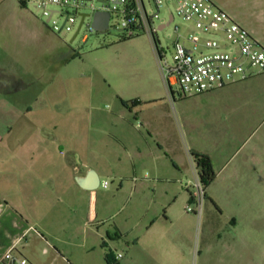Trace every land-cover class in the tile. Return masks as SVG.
Instances as JSON below:
<instances>
[{
  "label": "crops",
  "instance_id": "obj_1",
  "mask_svg": "<svg viewBox=\"0 0 264 264\" xmlns=\"http://www.w3.org/2000/svg\"><path fill=\"white\" fill-rule=\"evenodd\" d=\"M23 1L0 45V98L41 102L0 116V259L16 245L15 253L32 264H188L197 233L195 215L185 210L193 202L185 185L193 176L190 154L210 158L216 176L207 196L216 206L217 186L230 179L233 188L252 177L254 158L240 159L241 147L207 133L189 132L184 141L170 110L142 107L157 98L112 114V125L86 123L70 81L45 92L52 79L42 75L75 55ZM211 1L263 45L226 3ZM257 164V178L264 179V159ZM104 176L117 185L104 187ZM100 187L110 190L99 200Z\"/></svg>",
  "mask_w": 264,
  "mask_h": 264
},
{
  "label": "rangeland",
  "instance_id": "obj_2",
  "mask_svg": "<svg viewBox=\"0 0 264 264\" xmlns=\"http://www.w3.org/2000/svg\"><path fill=\"white\" fill-rule=\"evenodd\" d=\"M216 1L226 3L229 11L256 30L264 45V0ZM90 5L88 1L78 10L67 9L69 12L93 13ZM95 5L98 6V3L95 2ZM16 9H19L18 0H0V45L8 40L7 33L12 23L10 16ZM28 11L39 18L42 25L56 35L59 43L75 55L70 63L65 62L56 70L42 75L44 80L52 79L45 92L61 91L63 84L70 81L72 90L80 94L81 117L86 123L92 121L97 126L112 125V114L125 107L133 108L139 100L157 98L154 103H146L142 107L170 110L175 116L181 138L184 133V141L189 142V132L207 133L210 140H224L236 148L241 147L240 159L247 155L254 158V162L250 160L248 163L252 177L242 181L241 185L235 182L237 187L228 188L230 179L217 186L219 206L207 199L200 219L188 212L195 215L197 228L194 252L188 264H264V179L257 178V161L264 159V73L187 97L181 94L178 85H173V103L162 80L155 49L147 35L125 38L112 29L90 32L85 23L71 42L75 32L59 35L46 22L42 10L29 4ZM55 18L62 22L61 17ZM166 21L167 12H163L157 23ZM177 25L182 29L185 26L178 16L170 25L158 31L161 47L170 59ZM85 37L88 39L85 40ZM33 89L39 90V86ZM40 102V98L37 100L24 95L13 99L0 98V116L26 103L34 107ZM135 122L140 126L139 121ZM106 179L110 189L117 185L116 179L104 176L103 180ZM110 189L100 187L99 200Z\"/></svg>",
  "mask_w": 264,
  "mask_h": 264
},
{
  "label": "built area",
  "instance_id": "obj_3",
  "mask_svg": "<svg viewBox=\"0 0 264 264\" xmlns=\"http://www.w3.org/2000/svg\"><path fill=\"white\" fill-rule=\"evenodd\" d=\"M24 1L42 10L46 22L59 35L76 33L81 13L84 12H69L67 8L78 10L82 5H87L88 1L91 2L93 13H110L107 30L117 31L125 38L147 35L155 49L160 74L173 103V85H178L181 94L187 97L211 92L264 73V46L211 0ZM163 12H167L168 21L157 23ZM93 13L84 17L78 34L85 23L90 32L96 31L92 26ZM56 16L62 18L61 23ZM177 16L183 20L185 26L183 29L179 25L175 27L176 37L172 43L170 59L166 50L161 47L158 31L170 25ZM190 161L193 176L185 181V185L192 190L193 202L185 210L200 219L208 199L207 187L201 180L196 159L192 154ZM108 185L109 181L103 182L104 187ZM15 247L13 245L6 251L0 264H32L15 253ZM120 257L122 254L117 258Z\"/></svg>",
  "mask_w": 264,
  "mask_h": 264
},
{
  "label": "water",
  "instance_id": "obj_4",
  "mask_svg": "<svg viewBox=\"0 0 264 264\" xmlns=\"http://www.w3.org/2000/svg\"><path fill=\"white\" fill-rule=\"evenodd\" d=\"M90 13H81V19L79 21V25L77 28L76 33L74 34L73 38L71 39V42L74 41L75 37L77 36L83 22H84V17L85 16H90ZM92 26L93 28L98 31V32H104L107 31L108 29V22L110 19V13L109 12H104V11H96L95 13H93V17H92ZM2 203V201L0 200V204Z\"/></svg>",
  "mask_w": 264,
  "mask_h": 264
},
{
  "label": "trees",
  "instance_id": "obj_5",
  "mask_svg": "<svg viewBox=\"0 0 264 264\" xmlns=\"http://www.w3.org/2000/svg\"><path fill=\"white\" fill-rule=\"evenodd\" d=\"M24 2V1H23ZM197 166L199 168L200 177L206 187H208L215 179V172L211 160L206 155L194 154Z\"/></svg>",
  "mask_w": 264,
  "mask_h": 264
}]
</instances>
